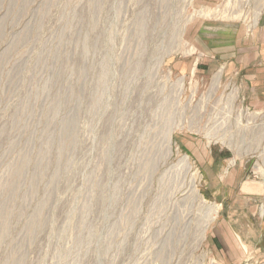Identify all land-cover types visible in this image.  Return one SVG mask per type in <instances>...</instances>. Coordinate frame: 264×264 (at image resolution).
Listing matches in <instances>:
<instances>
[{
    "label": "rangeland",
    "instance_id": "rangeland-1",
    "mask_svg": "<svg viewBox=\"0 0 264 264\" xmlns=\"http://www.w3.org/2000/svg\"><path fill=\"white\" fill-rule=\"evenodd\" d=\"M259 11L0 0V264H264V113L220 59Z\"/></svg>",
    "mask_w": 264,
    "mask_h": 264
},
{
    "label": "crops",
    "instance_id": "crops-1",
    "mask_svg": "<svg viewBox=\"0 0 264 264\" xmlns=\"http://www.w3.org/2000/svg\"><path fill=\"white\" fill-rule=\"evenodd\" d=\"M236 50L235 55L227 56L230 58L223 56L220 59L222 62L227 60L226 64L230 70L237 73L245 106L264 113V11L252 33L240 32ZM238 236L250 249L254 247L252 250L259 252L264 250V244L259 242L251 248L252 239L243 231L238 233Z\"/></svg>",
    "mask_w": 264,
    "mask_h": 264
},
{
    "label": "bare ground",
    "instance_id": "bare-ground-1",
    "mask_svg": "<svg viewBox=\"0 0 264 264\" xmlns=\"http://www.w3.org/2000/svg\"><path fill=\"white\" fill-rule=\"evenodd\" d=\"M260 13H261V11H259L258 13H257V15H256V17H255V21H254V23L255 24H257L258 23V18H259V16H260ZM221 75H222V70L221 71H219L217 74H216V76L214 77V80H213V85L215 86V87H218L220 84H221ZM183 83H184V80L183 79H181V84L183 85ZM214 91V90H213ZM216 91V90H215ZM168 147H169V149H170V152H172V134L170 133L169 134V136H168ZM183 162H184V164H185V166H186V168L188 169V170H190L191 169V164H190V161H189V158H188V156H184L183 158ZM195 173H193L192 175H194ZM191 180H192V186H193V191H194V193H196V194H198V191H197V189H196V181H195V177L193 176L192 178H191ZM205 234V233H204ZM204 234H203V237H204ZM16 259H17V257H16ZM20 261V260H19Z\"/></svg>",
    "mask_w": 264,
    "mask_h": 264
}]
</instances>
